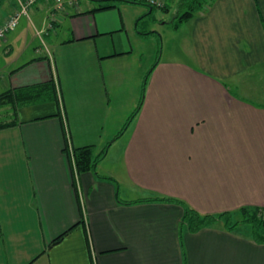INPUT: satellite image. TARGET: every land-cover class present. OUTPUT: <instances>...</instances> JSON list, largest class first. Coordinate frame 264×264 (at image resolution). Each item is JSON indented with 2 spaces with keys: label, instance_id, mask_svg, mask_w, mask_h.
<instances>
[{
  "label": "crops",
  "instance_id": "crops-1",
  "mask_svg": "<svg viewBox=\"0 0 264 264\" xmlns=\"http://www.w3.org/2000/svg\"><path fill=\"white\" fill-rule=\"evenodd\" d=\"M22 1L0 0V23ZM163 1L39 0L0 41V264H264V242L222 221L181 234L163 199L264 206V98L246 96L264 94V0L174 17L183 56L152 24L179 9ZM48 81L57 98L16 97ZM67 143L106 155L78 173Z\"/></svg>",
  "mask_w": 264,
  "mask_h": 264
},
{
  "label": "trees",
  "instance_id": "trees-1",
  "mask_svg": "<svg viewBox=\"0 0 264 264\" xmlns=\"http://www.w3.org/2000/svg\"><path fill=\"white\" fill-rule=\"evenodd\" d=\"M103 1L110 2L114 0H103ZM130 1H136L143 4H148L150 7L152 8L154 7V5L147 0H130ZM212 1L213 0L179 1L178 13L176 14L173 22L174 23L181 22L185 19L192 17L196 12L202 10L201 8H203L207 4H210ZM110 5L111 4L105 6L108 7ZM164 7L165 5L163 6V8ZM16 92H17L16 97L18 99L31 101V102L57 98L56 88L52 81L24 86L18 88ZM4 96H6V94L1 95L0 99L2 100ZM141 105H142V101L140 102L137 109L131 114L129 120L133 118L135 114H137ZM8 124L11 123L0 121V128L7 126ZM124 128L117 134V136H119L121 132H123ZM65 150L70 156L73 155L76 172L83 173L90 170L96 171L97 164L105 156L107 147L99 154H95L92 145H83L79 147H74L73 150H71L67 143ZM163 199L177 201L182 205L183 215L181 221V234L184 231H196L200 228H203L205 226H210L221 221L224 227L228 229H234L240 224L247 223L250 224V226L252 227L253 238L258 241L264 242V206L243 205L235 211H223L214 214V213H201L200 211H198L197 209H195L194 207H192L182 199H177L173 197H164ZM67 232L68 230L55 237L50 244L54 245L60 242V240L64 237V235Z\"/></svg>",
  "mask_w": 264,
  "mask_h": 264
},
{
  "label": "rangeland",
  "instance_id": "rangeland-1",
  "mask_svg": "<svg viewBox=\"0 0 264 264\" xmlns=\"http://www.w3.org/2000/svg\"><path fill=\"white\" fill-rule=\"evenodd\" d=\"M179 1H181V0H179ZM177 10H178L177 5L176 6L173 5L172 10L169 11V12H166L164 9L159 8L158 6H156L155 9L153 10V12L151 13L152 15H154V19H151V21H152V24H153L154 28H156L157 30H159V32H164L163 33V36H164V46H165L164 48H166V45L168 44V42L171 45L174 42V44H175V50L174 51H177V53H175V54L176 55H179V56H183L182 55V52H181V50L183 49V46L178 44V40L181 39L182 44L184 43V41H185V38H184L185 35L184 34H185L187 28L185 26H182V28H180V30H181L180 36L181 37L178 39V34L175 33L174 25L172 23V19L177 14ZM148 11L150 12V9H148ZM161 15L166 16L165 20H167L168 22L162 23L163 20H160ZM162 48H163V45H162ZM167 54L168 53L165 50L164 56L165 57L168 56ZM230 87L231 88L234 87L232 82H230ZM246 96H248L247 98H249L251 100H255V101H260L261 98H264V94L263 93L261 94V96H259V98H254L253 93H249ZM116 142H117V144H116V147H117V145L120 144L121 142L124 143V138H122V139L121 138H117ZM114 157L115 156H114V152H113V149H112V152H111V155L109 156V158L111 160H113ZM103 158L98 162L97 166H99V164L103 162L102 161ZM111 160H107V162H106V165L109 166V167H111V166L114 165V163ZM235 229H237L238 231L243 232V233L253 234L252 227L250 226V224H247V223L240 224L237 227H235Z\"/></svg>",
  "mask_w": 264,
  "mask_h": 264
},
{
  "label": "built area",
  "instance_id": "built-area-1",
  "mask_svg": "<svg viewBox=\"0 0 264 264\" xmlns=\"http://www.w3.org/2000/svg\"><path fill=\"white\" fill-rule=\"evenodd\" d=\"M39 0H23L21 5L15 10L11 15H9L2 23H0V41L5 39L7 34L17 27L21 18L25 15H29V7ZM58 5H62L63 0H56ZM152 4H156L158 6H163V0H151ZM74 163V157L71 155ZM75 164V163H74Z\"/></svg>",
  "mask_w": 264,
  "mask_h": 264
}]
</instances>
